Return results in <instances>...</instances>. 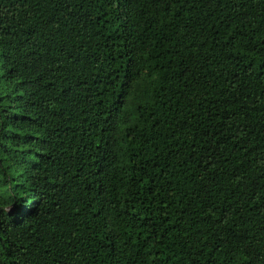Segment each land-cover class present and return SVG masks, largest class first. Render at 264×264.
<instances>
[{"label": "trees", "instance_id": "1", "mask_svg": "<svg viewBox=\"0 0 264 264\" xmlns=\"http://www.w3.org/2000/svg\"><path fill=\"white\" fill-rule=\"evenodd\" d=\"M0 264H264V0H0Z\"/></svg>", "mask_w": 264, "mask_h": 264}]
</instances>
